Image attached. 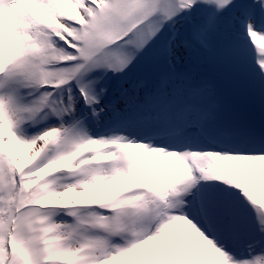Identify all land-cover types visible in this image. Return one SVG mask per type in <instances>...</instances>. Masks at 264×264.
Listing matches in <instances>:
<instances>
[{
  "label": "snow or ice",
  "instance_id": "6c2138e0",
  "mask_svg": "<svg viewBox=\"0 0 264 264\" xmlns=\"http://www.w3.org/2000/svg\"><path fill=\"white\" fill-rule=\"evenodd\" d=\"M0 264H264V0H0Z\"/></svg>",
  "mask_w": 264,
  "mask_h": 264
}]
</instances>
